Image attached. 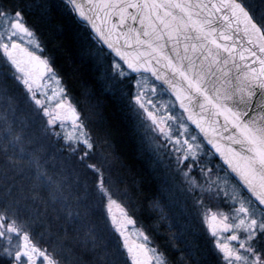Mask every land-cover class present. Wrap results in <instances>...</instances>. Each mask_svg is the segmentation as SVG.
I'll list each match as a JSON object with an SVG mask.
<instances>
[{
	"label": "snow or ice",
	"instance_id": "1",
	"mask_svg": "<svg viewBox=\"0 0 264 264\" xmlns=\"http://www.w3.org/2000/svg\"><path fill=\"white\" fill-rule=\"evenodd\" d=\"M58 16L164 169L147 207L175 258L130 237L105 101L45 55ZM0 99V264H264V0H0Z\"/></svg>",
	"mask_w": 264,
	"mask_h": 264
},
{
	"label": "trees",
	"instance_id": "2",
	"mask_svg": "<svg viewBox=\"0 0 264 264\" xmlns=\"http://www.w3.org/2000/svg\"><path fill=\"white\" fill-rule=\"evenodd\" d=\"M36 2L39 3L40 0H36ZM30 21L40 23L38 12L30 16ZM40 31L47 47L45 55L53 57L57 71L75 98L81 99V92L85 88H89L94 98L105 101V112L116 150L127 165L122 170V175L127 183L136 188V197L140 206L136 216L142 226L148 228L153 234L168 232L166 227L152 228L157 214L147 207L149 201L160 195L158 189L161 178L156 170L150 167L152 161L148 160L149 156L146 157L148 154L144 152L141 137L135 130L132 121L126 119L118 108L113 106L111 99L106 94H102L103 86L98 78L99 72L94 58L89 54L82 30L70 24L67 17L58 16L43 23ZM6 102L9 103L7 100ZM176 229L175 225L173 230Z\"/></svg>",
	"mask_w": 264,
	"mask_h": 264
},
{
	"label": "rangeland",
	"instance_id": "3",
	"mask_svg": "<svg viewBox=\"0 0 264 264\" xmlns=\"http://www.w3.org/2000/svg\"><path fill=\"white\" fill-rule=\"evenodd\" d=\"M9 104V103H8ZM8 104H7V102H6V100H4V99H0V109H3L4 107H7L8 106ZM18 115H19V113H18ZM139 133V132H138ZM139 136L141 137V134L139 133ZM143 144V148H144V152H146V154H148V155H146V157H150V159H148V160H150V161H152L151 163L152 164H150V167L151 168H154L155 170H156V173L157 174H159V176H160V178H161V182L163 181V179H164V169L162 168V166H160L159 164H154V161H155V159H156V157L154 156V154H153V152L149 149V146H148V144L146 143V142H144V143H142ZM177 195H179L178 193H177ZM178 211V209H173L172 210V214H173V218H174V223H175V225H176V227H177V229L179 228V226H180V221L179 220H176L175 219V217H174V213L175 212H177ZM113 212L117 215V216H119V211L114 207L113 208ZM105 215H107V212H106V210H105ZM137 216L135 215V219H137L136 218ZM137 221V223L133 226V225H129L128 226V232H129V234H130V237H131V239L132 240H136V237H135V235L133 234V232H134V228H141V227H143L142 226V224H140L141 222H138V220H136ZM70 235H71V233H70ZM71 244L73 245V241L72 240H69V245L71 246Z\"/></svg>",
	"mask_w": 264,
	"mask_h": 264
},
{
	"label": "flooded vegetation",
	"instance_id": "4",
	"mask_svg": "<svg viewBox=\"0 0 264 264\" xmlns=\"http://www.w3.org/2000/svg\"><path fill=\"white\" fill-rule=\"evenodd\" d=\"M136 218H137L136 220H138V222H140L139 219H138V217H136ZM150 234L153 236V239L155 241V244L153 246H155V245L161 246V249L167 251L168 254H169V256L172 257V258H175V257H177L179 255V253L173 252L167 246V232H165V233H154V234L153 233H150ZM191 243L193 245H195V244L200 243V241L197 240V239H195V238H191ZM71 246H72V244H71Z\"/></svg>",
	"mask_w": 264,
	"mask_h": 264
}]
</instances>
